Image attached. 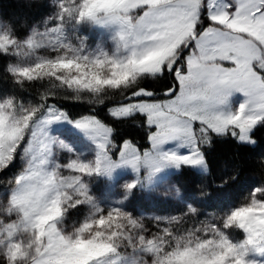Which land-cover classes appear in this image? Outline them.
<instances>
[{
  "label": "snow or ice",
  "instance_id": "obj_1",
  "mask_svg": "<svg viewBox=\"0 0 264 264\" xmlns=\"http://www.w3.org/2000/svg\"><path fill=\"white\" fill-rule=\"evenodd\" d=\"M50 5L52 14L28 23L23 36L12 26L15 16H0L8 25L0 27V54H36L28 65L8 63L15 82L47 77L59 86L26 107L21 101L18 115L10 112L14 95L0 98L9 133L0 141V264H264V224L255 215L264 211V0ZM82 24L110 29L115 50H90L86 36L69 31ZM105 64L131 70L111 79L86 71ZM236 93L243 99L234 107ZM62 101L86 110L73 115ZM217 139L234 142L252 164L223 162L230 175L217 186L243 182L242 194L191 226L185 218L199 215L192 203L179 215L151 217L149 227V218L105 209L90 192L88 177L120 165L138 174L146 168L149 176L166 166H195L201 182L193 195L206 197L205 150ZM142 182L138 175L126 193ZM168 194L183 196L175 182ZM110 224L116 230L105 232ZM231 230L243 237L233 240Z\"/></svg>",
  "mask_w": 264,
  "mask_h": 264
},
{
  "label": "trees",
  "instance_id": "obj_2",
  "mask_svg": "<svg viewBox=\"0 0 264 264\" xmlns=\"http://www.w3.org/2000/svg\"><path fill=\"white\" fill-rule=\"evenodd\" d=\"M51 13V7L48 0H0V16L12 17V26L17 36L26 34V26L31 25L35 21H39L45 15ZM27 14V16H26ZM12 62L10 56L0 54V98L5 94L14 95L16 97L19 108L20 102L23 101L24 106H28L38 99L39 94L50 88L59 86L49 78H39L23 83H16L14 78L5 69L8 63ZM152 81L146 80L145 84L152 85ZM63 95V91H60ZM62 106L69 110L73 115L86 110L85 105L73 104L68 101H62ZM142 135V134H140ZM139 139V136H137ZM239 153V155H238ZM209 172L206 175V185L204 189L210 191L206 197L199 198L193 195V186L201 182V172L196 169L185 166L178 169L172 177V181L182 189V201H172L164 198H154L153 201L145 198L140 190L135 189L129 201V208L133 213L142 210L147 213L157 215L175 216L186 212V203H192L199 209V215L196 220L204 219L209 213L216 210H225L229 204H234L238 197L242 194L244 183H231L223 188L218 187L220 180L226 175H230L229 169H222V164L226 160L233 162L240 161L245 168L251 166L252 161L249 156L239 150L234 142L224 139H217L214 146L205 150ZM208 188V189H207ZM219 216V213H217ZM211 219V218H210ZM192 217L185 218V227L191 226Z\"/></svg>",
  "mask_w": 264,
  "mask_h": 264
},
{
  "label": "rangeland",
  "instance_id": "obj_3",
  "mask_svg": "<svg viewBox=\"0 0 264 264\" xmlns=\"http://www.w3.org/2000/svg\"><path fill=\"white\" fill-rule=\"evenodd\" d=\"M113 3H119L120 0H112ZM48 5H50V0H48ZM54 9L51 7V15ZM0 27L7 29L8 25H0ZM70 33L75 36H86L87 43L89 49L96 52L100 50L108 51L109 53L115 50V42L112 39L113 33L110 29L98 27L95 25L90 24H82L78 25L75 28L69 29ZM40 55H54V53H50L41 49L39 52ZM35 53L30 50H23L20 52L19 56L16 57L14 55H9L12 59L13 63H19L21 65H28L34 62L35 60ZM112 64H105L103 66H97L96 71L100 74L102 78L111 79L110 69ZM86 71L91 72L92 68L86 69ZM106 72L108 73L106 75ZM47 78V77H44ZM243 97L236 93L232 97V104L233 106H238ZM10 112L18 115V107L14 106L10 109ZM59 126H54V128ZM9 133L6 130V122L0 118V141L8 135ZM78 140V146H83V141ZM167 149L175 150L176 145L174 143H169L165 146ZM180 151H184L183 148ZM93 153L91 151H86L85 155L91 157ZM66 152H60L59 157L63 161L67 158ZM192 168L196 169L197 171L201 172V169L195 166H191ZM178 169L174 166H166L160 172L156 173L154 176L146 175L147 169L141 168L139 174L133 170L130 165H120L116 169H114L111 174H101L92 177H88V184L90 188L91 194L97 198L98 202L102 207L107 209L108 206L113 207H123L126 211L132 213L135 216H144L149 218V227H153L151 224L150 218L154 216L158 217H165L167 215H157L153 213H147L145 211L139 210L133 213L132 210L129 208V201L135 189L140 190L141 193L144 194L145 198L150 201H153L154 198H164L172 201L181 202V199H177L174 195L168 194L173 183L172 177L173 174ZM143 176L144 182L137 185L135 189L131 191L130 194L126 193L125 185L133 180H136L137 177ZM127 197V198H125ZM256 215V222L257 224H264V211H257ZM230 237L233 240H239L243 237V234L239 230H231L229 232ZM25 241H31V234H25L23 237ZM257 259H260L257 257Z\"/></svg>",
  "mask_w": 264,
  "mask_h": 264
},
{
  "label": "clouds",
  "instance_id": "obj_4",
  "mask_svg": "<svg viewBox=\"0 0 264 264\" xmlns=\"http://www.w3.org/2000/svg\"><path fill=\"white\" fill-rule=\"evenodd\" d=\"M130 70L131 69L129 67H120V66H117V65H112V67L110 69L111 77L112 78L113 77H123ZM91 72H97L96 68H93ZM107 74L108 73L106 72V75ZM195 220H196L195 218H192V224L195 222ZM113 223H116V221H113ZM119 223H120V227L121 228H123L125 226L123 221H120ZM109 229L112 230V231L116 230L115 228H113V226L111 224L107 226V228L105 229V232H107ZM31 242L32 241H25V249H27V247L29 246V244H31ZM22 264H28V262L27 261H22Z\"/></svg>",
  "mask_w": 264,
  "mask_h": 264
},
{
  "label": "crops",
  "instance_id": "obj_5",
  "mask_svg": "<svg viewBox=\"0 0 264 264\" xmlns=\"http://www.w3.org/2000/svg\"><path fill=\"white\" fill-rule=\"evenodd\" d=\"M240 102H241V98H240Z\"/></svg>",
  "mask_w": 264,
  "mask_h": 264
}]
</instances>
